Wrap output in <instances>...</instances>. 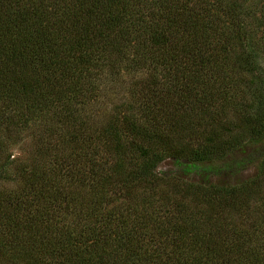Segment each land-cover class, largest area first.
Wrapping results in <instances>:
<instances>
[{
	"label": "trees",
	"instance_id": "16d2710c",
	"mask_svg": "<svg viewBox=\"0 0 264 264\" xmlns=\"http://www.w3.org/2000/svg\"><path fill=\"white\" fill-rule=\"evenodd\" d=\"M261 54L264 0H0V179L35 146L0 189V264H264V154L211 183L264 143ZM121 73L130 98L98 126ZM168 158L192 186L155 173Z\"/></svg>",
	"mask_w": 264,
	"mask_h": 264
},
{
	"label": "rangeland",
	"instance_id": "374dc122",
	"mask_svg": "<svg viewBox=\"0 0 264 264\" xmlns=\"http://www.w3.org/2000/svg\"><path fill=\"white\" fill-rule=\"evenodd\" d=\"M258 63L264 66V54ZM142 75H140L141 77ZM131 76L126 74H119V76L112 80L103 79L100 81V93L98 97L92 102L88 108V116H91L93 122L98 126L104 125L107 118L112 113L114 107L119 106L129 100V83ZM106 80V81H105ZM262 85L258 87L261 88ZM263 95V89L257 91V96ZM264 99L260 101L263 103ZM259 112H262L261 106L258 107ZM87 116V117H88ZM28 134L22 135L23 138L15 142L13 146L9 147L4 155V158L8 156L6 163V169L9 176L7 178L0 179V189L14 188L15 170L14 165L18 163H25L31 161L34 156L33 143L29 138H26ZM261 142V141H259ZM220 150V149H219ZM264 154V143H247L241 146L232 154L222 157V162L230 165L228 171L222 172L219 176L211 178V183L214 185L219 184H232L235 182H243L256 173L261 157ZM4 159H2L3 163ZM220 162V161H219ZM153 170L160 175H172L173 178L186 182L192 186L194 179L191 174H188L182 169V166H176L171 158L165 159L155 164ZM10 177V178H9ZM9 178V179H8Z\"/></svg>",
	"mask_w": 264,
	"mask_h": 264
}]
</instances>
